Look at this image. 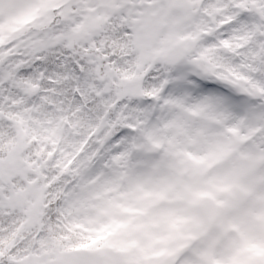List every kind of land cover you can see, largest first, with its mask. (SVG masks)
<instances>
[{"label": "snow or ice", "instance_id": "snow-or-ice-1", "mask_svg": "<svg viewBox=\"0 0 264 264\" xmlns=\"http://www.w3.org/2000/svg\"><path fill=\"white\" fill-rule=\"evenodd\" d=\"M262 201L264 0H0V264H264Z\"/></svg>", "mask_w": 264, "mask_h": 264}, {"label": "rangeland", "instance_id": "rangeland-1", "mask_svg": "<svg viewBox=\"0 0 264 264\" xmlns=\"http://www.w3.org/2000/svg\"><path fill=\"white\" fill-rule=\"evenodd\" d=\"M262 202H264V201H262ZM258 227H259V226H258L257 224H249V225L247 226V232H248V233H254V232L257 231ZM230 247H231V241H229L227 244H225V246H224V248L222 249V251H223V252H227V251L230 249Z\"/></svg>", "mask_w": 264, "mask_h": 264}]
</instances>
